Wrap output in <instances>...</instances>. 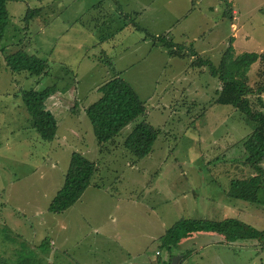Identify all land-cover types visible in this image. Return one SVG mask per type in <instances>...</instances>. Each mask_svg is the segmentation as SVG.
Returning <instances> with one entry per match:
<instances>
[{
	"label": "rangeland",
	"instance_id": "rangeland-1",
	"mask_svg": "<svg viewBox=\"0 0 264 264\" xmlns=\"http://www.w3.org/2000/svg\"><path fill=\"white\" fill-rule=\"evenodd\" d=\"M190 1L8 4L11 23L0 39V259L9 261L5 264H137L144 257L172 264L177 255L183 256L180 264H264V243L253 240L193 251L197 240L201 245L213 240L197 233L173 256L161 248L159 238L184 219L235 218L264 230V207L229 195L233 181L254 175L243 142L257 124L235 107L216 103L219 78L191 56L203 53L208 37L211 46L199 56L218 66L229 46L223 41L226 27L201 16L198 0L193 3L196 10L185 16ZM211 1L218 7V0ZM147 6L142 17L133 13ZM243 6V32L254 33L251 44L242 40V45L249 44L243 50L259 53L264 50V0H245ZM38 8L42 15L27 24V13ZM224 10L229 12L228 7ZM176 15H181L179 22ZM211 27L216 28L213 35L208 34ZM156 35L177 48L151 38ZM143 38L150 42L141 43ZM153 42L158 48H152ZM19 50L47 60L53 76L11 73L5 58ZM116 73L144 102L142 120L160 130L152 153L142 160L124 147L134 125L99 145L85 115L100 99V86ZM263 74V65L255 63L249 72L253 89L262 84ZM48 85L59 88L46 103L59 126L51 142L39 137L20 96L24 89ZM250 100L258 110V97ZM74 152L97 162L93 180L101 190L90 186L66 212L51 213L49 206L64 184Z\"/></svg>",
	"mask_w": 264,
	"mask_h": 264
},
{
	"label": "trees",
	"instance_id": "trees-1",
	"mask_svg": "<svg viewBox=\"0 0 264 264\" xmlns=\"http://www.w3.org/2000/svg\"><path fill=\"white\" fill-rule=\"evenodd\" d=\"M11 1L0 0V39L4 38L11 23L8 11V4ZM222 1L225 7L229 9V12H225V17L233 20L230 3L228 0ZM118 9L121 10L120 4ZM42 13V8L30 10L24 21L30 24ZM125 16L133 20V17ZM134 27L137 30L145 31L136 24ZM152 37L162 42L169 49L177 48L175 43L167 39H164L163 42L161 37ZM233 42L234 39L231 38L218 66L198 56L195 51L192 52L191 56H197V65L200 67L208 66L211 74L219 78L222 88L216 103L222 106L235 107L249 121L257 124L256 130L243 142L244 151L247 154L246 161L254 171V175L245 180L233 181L229 195L231 198L264 207V112L261 110L264 108L262 99L264 74L262 84L256 90L249 85V72L255 63L260 62L264 71V51L260 54L245 52L236 55ZM178 48L184 49L183 46H178ZM171 54L173 55V51ZM5 60L8 70L14 74L26 73L31 77L41 78L53 76L47 60L31 55L25 50L9 54ZM58 91V87L48 85L39 90L24 89L20 95L26 109L32 116V126L43 141L51 142L57 137L58 122L53 113L47 109L46 103ZM98 91L101 93L100 99L86 109L85 115L92 124L99 145H105L116 140L126 128L134 125L135 128L125 139L124 147L138 160L148 157L153 151L160 130L142 120L146 115V106L134 88L118 73L100 86ZM252 95L258 97L260 108L256 111L253 109L250 100ZM96 172V163L81 153L74 152L71 156L70 167L65 175L64 184L53 198L49 211L54 214H62L76 205L91 186ZM196 233L219 234L228 243L249 240L264 243V230H259L239 219L229 218L220 222L184 219L175 223L160 237L161 248L173 256V250L179 246L180 242ZM6 262L9 261L4 258L0 259V264Z\"/></svg>",
	"mask_w": 264,
	"mask_h": 264
},
{
	"label": "crops",
	"instance_id": "crops-1",
	"mask_svg": "<svg viewBox=\"0 0 264 264\" xmlns=\"http://www.w3.org/2000/svg\"><path fill=\"white\" fill-rule=\"evenodd\" d=\"M198 3V5H199V7L197 8V9H199V11L202 13V14H200L201 16H203L205 19H209V18H211L212 19V23H214V25H216V24H218V23H220V25H223V26H225L226 27V33H225V35H224V38H223V41H230V39L231 38H233L234 39V42H233V46H234V48H235V52H236V55H240V54H242V53H245L244 52V50H243V48L245 49L246 48V46H248L249 44H244V45H242L243 44V42H242V40H244L245 42H247V43H249L250 42V44H251V42H252V40H253V38H254V33H244L243 31L245 30V28H246V22H245V18H244V16L242 15V13L243 12H245V7L243 6L244 5V2H245V0H228V2L230 3V6H231V8H232V18H233V20H230L229 18H226L225 17V10L224 9H226V7H225V5L223 4L224 2L222 1V0H218V3H219V5H218V7H216L217 5H216V3H217V1L216 2H212L211 0L209 1V0H198L197 1ZM190 3H191V6L189 7V8H187V9H185L186 11H185V16H187L193 9L194 10H196V7L193 5V3H195L194 2V0H192V2L190 1ZM127 6L128 5H130L129 3H125ZM152 4H154V3H152ZM153 7V6H152ZM152 7H150V10H151V8ZM236 7H237V9H236ZM149 9V7L147 6V7H143V8H138V9H136V10H134V14L139 18V17H142L143 16V14L145 13V11L144 10H148ZM237 10H240V13L237 11ZM198 11V10H197ZM242 12V13H241ZM251 12H254V10H251ZM245 14H246V12H245ZM180 16L181 15H176V21L177 22H179V18H180ZM211 16V17H210ZM214 16H217V17H214ZM230 16V15H229ZM247 16V15H246ZM178 17V18H177ZM208 17V18H207ZM240 17H242V18H240ZM215 19H217V22H216V20ZM213 28H215V27H211L210 29H209V31H208V34L210 35H213L214 34V32H216V31H214V29ZM216 29V28H215ZM204 33H206V32H204ZM157 37H158V35H156ZM208 39V40H207ZM205 40H207V41H209L207 44H206V47L204 48V50H203V53L205 52V50H206V48L208 47V46H211V41L209 40V38L207 37V38H205ZM149 43L150 42V40H148V39H145V38H143V40H141V43ZM242 42V43H241ZM224 43V42H223ZM157 43H155V42H153V44H152V48L154 49V48H158V45H156ZM160 48V47H159ZM227 49V48H226ZM240 49V51H238ZM247 50V49H246ZM166 51V50H165ZM264 51V50H263ZM263 51H261V52H259V54L260 53H262ZM196 52V51H195ZM223 52H225V49H223ZM202 52H200V53H198L197 52V54H198V56H199V54L201 55V54H203ZM174 58V57H173ZM176 58V57H175ZM193 58V57H192ZM179 59H181V58H179ZM192 60V59H191ZM116 74H118V73H116ZM262 99H263V101H264V94L262 95ZM87 109V108H86ZM264 109V108H263ZM262 110V109H261ZM263 111V110H262ZM86 113V112H85ZM93 162H95V161H93ZM96 164H97V162H96ZM97 167H99V165L97 164ZM97 174V173H96ZM96 176V175H95ZM95 178V177H94ZM91 186H94L93 188L94 189H97V190H101V189H99V188H97V187H99V184L97 183V182H95V180H93L92 181V185ZM103 186L101 185V188H102ZM89 190V189H88ZM87 190V191H88ZM61 226H63V224H60V227ZM197 234V233H196ZM198 234H201V235H206L205 237H209V238H212L213 240H211L210 241V243H206L205 245H201L200 243H198V242H200L199 240H197L195 243H194V246H191V250H193V251H195L196 249H201L203 246H205V248L207 247V246H209V247H213V245L214 244H217V245H219V244H224V242H226V240H225V238L222 236V235H219V234H215V233H198ZM160 239V238H159ZM189 239H190V237L189 238H187V239H183L181 242H180V244H179V246L177 247V248H175L174 250H173V252L174 251H177V250H179V249H181L182 247H183V249H184V247H185V245H186V243H187V241H189ZM198 239V238H197ZM204 240V239H203ZM44 242H46V241H44ZM207 242V241H206ZM53 243V242H52ZM228 243V242H227ZM231 244V243H230ZM184 245V246H183ZM191 245V244H190ZM234 245H238V244H234ZM54 248V247H53ZM189 248V247H188ZM190 249V248H189ZM188 250V249H187ZM54 254L55 255H58V252H54ZM158 256H160L161 254H159V252H157L156 253ZM54 255H52V257H53ZM140 261H142V262H140V263H137V264H155L152 260H148V258L147 257H144V259L143 260H140ZM184 262V261H183ZM162 264H166V261H163V262H161ZM53 264H55V263H53ZM133 264H135V263H133Z\"/></svg>",
	"mask_w": 264,
	"mask_h": 264
},
{
	"label": "water",
	"instance_id": "water-1",
	"mask_svg": "<svg viewBox=\"0 0 264 264\" xmlns=\"http://www.w3.org/2000/svg\"><path fill=\"white\" fill-rule=\"evenodd\" d=\"M182 255H177L173 257L172 264H180V261L182 260Z\"/></svg>",
	"mask_w": 264,
	"mask_h": 264
}]
</instances>
